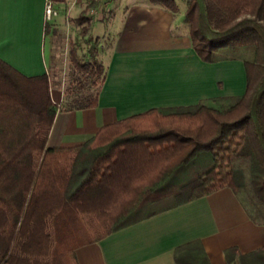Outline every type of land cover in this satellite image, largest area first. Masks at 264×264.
<instances>
[{"label": "trees", "instance_id": "trees-1", "mask_svg": "<svg viewBox=\"0 0 264 264\" xmlns=\"http://www.w3.org/2000/svg\"><path fill=\"white\" fill-rule=\"evenodd\" d=\"M150 2L177 9L176 0ZM98 4L85 0L76 18L81 37ZM184 17L203 61L243 62L244 93L149 109L73 146H46L60 109L49 75H22L0 59V264H78V246L135 222L143 207L160 206L147 200L165 195L170 208L229 187L264 224V0H186ZM79 46L70 44L75 84L63 92L66 110L95 106L105 78L94 43L91 61L79 58ZM224 253L230 264H245L235 246ZM253 255L264 264V248ZM174 258L210 264L200 240L177 247Z\"/></svg>", "mask_w": 264, "mask_h": 264}, {"label": "crops", "instance_id": "crops-1", "mask_svg": "<svg viewBox=\"0 0 264 264\" xmlns=\"http://www.w3.org/2000/svg\"><path fill=\"white\" fill-rule=\"evenodd\" d=\"M47 1L57 12L50 20L44 13ZM72 2L0 0V59L22 75H49L53 36L66 13L75 9ZM176 2L173 11L150 0H99L88 11L92 21L87 34L97 37L91 39L96 58L105 66V78L95 106L57 111L47 147L81 144L101 127L149 109L244 93L243 62L203 61L191 44L186 0ZM113 29L111 45L99 43L100 36ZM50 94L55 103L63 100L58 85L50 86ZM168 196L147 200L146 205L160 206L143 207L133 216L135 222L78 246V264H177L175 249L194 240H200L210 264H230L224 250L231 246L247 256L245 264H259L253 253L264 248V224L248 217L229 187L164 208L174 201ZM151 210L157 212L144 217ZM94 217L87 213V218Z\"/></svg>", "mask_w": 264, "mask_h": 264}, {"label": "rangeland", "instance_id": "rangeland-1", "mask_svg": "<svg viewBox=\"0 0 264 264\" xmlns=\"http://www.w3.org/2000/svg\"><path fill=\"white\" fill-rule=\"evenodd\" d=\"M84 3L85 2L83 0H76V1L73 0L72 5H74L73 7L75 8L74 9L75 11L73 10L69 13H66L65 17L62 18V23H61L62 27L58 28L57 32H55V35L53 36L54 50H53V58H52V63H51L52 67H51V71L49 74L50 86L58 85V87L63 92L68 86L75 84V81H73V76H75L74 66L70 58L71 42L74 41L80 44L78 48L79 58H81L84 61H91L92 59V56L89 52V48L93 42L92 40L90 41L87 38L88 34H86L84 37L80 36L79 34L80 24L76 20V15L78 13V10L84 7ZM91 13H94V11ZM109 32L110 34H107V36L105 37L100 36V39H99V43L104 42V44H106L105 46L107 47L111 45V43L113 42L112 40H114L115 38L112 32H116V31H114L113 29V30H109ZM92 38L93 39L97 38L95 37L94 33H92ZM63 108H64V101L62 100L60 102L59 110H62ZM178 124L175 126L173 125L172 126L169 125V126L171 128H177L178 126H180ZM177 182H174L175 183L174 186H176ZM168 184L169 183L165 184V187H167ZM110 197L111 195L109 196L108 200H110ZM101 217H104L102 213H101Z\"/></svg>", "mask_w": 264, "mask_h": 264}, {"label": "built area", "instance_id": "built-area-1", "mask_svg": "<svg viewBox=\"0 0 264 264\" xmlns=\"http://www.w3.org/2000/svg\"><path fill=\"white\" fill-rule=\"evenodd\" d=\"M44 13L47 20H50L52 16L56 15V9H54L51 1L46 2ZM57 104L60 105V103Z\"/></svg>", "mask_w": 264, "mask_h": 264}]
</instances>
